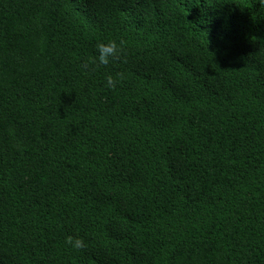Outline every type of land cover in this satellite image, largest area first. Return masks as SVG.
<instances>
[{"label": "trees", "instance_id": "obj_1", "mask_svg": "<svg viewBox=\"0 0 264 264\" xmlns=\"http://www.w3.org/2000/svg\"><path fill=\"white\" fill-rule=\"evenodd\" d=\"M0 264H264V0H0Z\"/></svg>", "mask_w": 264, "mask_h": 264}, {"label": "clouds", "instance_id": "obj_2", "mask_svg": "<svg viewBox=\"0 0 264 264\" xmlns=\"http://www.w3.org/2000/svg\"><path fill=\"white\" fill-rule=\"evenodd\" d=\"M126 63V53L123 41L115 39L107 41H98L95 45V56L91 59V64L96 68L106 67L116 62ZM85 70L88 65L82 66ZM125 79L124 73L118 72L115 75H107L104 81V86L111 89L115 88L118 83ZM66 243L74 250H83L87 245L80 237L69 236L66 238Z\"/></svg>", "mask_w": 264, "mask_h": 264}]
</instances>
